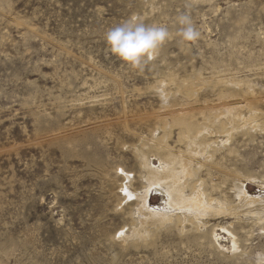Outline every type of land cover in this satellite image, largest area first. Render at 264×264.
I'll return each instance as SVG.
<instances>
[{
  "label": "rangeland",
  "instance_id": "rangeland-1",
  "mask_svg": "<svg viewBox=\"0 0 264 264\" xmlns=\"http://www.w3.org/2000/svg\"><path fill=\"white\" fill-rule=\"evenodd\" d=\"M134 15L173 37L142 69L104 40ZM219 90L264 123V0H0V264H264V126L238 128L200 169L215 197L235 205L244 182L261 203L201 230L131 233L137 202L121 187L146 185L135 149L169 133L174 145V119L214 127Z\"/></svg>",
  "mask_w": 264,
  "mask_h": 264
},
{
  "label": "bare ground",
  "instance_id": "bare-ground-1",
  "mask_svg": "<svg viewBox=\"0 0 264 264\" xmlns=\"http://www.w3.org/2000/svg\"><path fill=\"white\" fill-rule=\"evenodd\" d=\"M184 85L189 84L184 82ZM237 91L217 92L220 102L215 112L214 127L207 129L201 125H193L186 119H174L173 125H177L179 129L174 145L168 142L169 133L160 138L154 135L149 144L142 141L135 149L139 172L146 185L140 191H132L129 182L131 179H128L129 183L121 187L125 196L134 198L137 202L135 212L137 224L133 225L131 232L134 237L146 238L150 235L147 228L160 225H167L169 228L180 225V230L184 231L187 226L185 224H188L191 229L201 230L208 223L210 216L233 215L239 206L261 203L262 199L252 196L246 190L244 182H241V185L234 184V197L238 200L235 205L229 202L226 192L221 197H215L212 186L201 176L203 171L201 173L200 169L206 165L205 161L214 157L220 144L222 146L230 141L234 131L238 128L241 130L264 126V123H258L259 113L256 114L255 111L252 112L253 110L248 117H244L237 99L240 94ZM219 133H226L223 136L225 138L221 140ZM150 156L157 159V166L152 165ZM209 174L206 172L207 176ZM151 192L161 196L158 208L149 207ZM260 207L262 209L264 205ZM210 235L216 242L218 235L214 228ZM232 238L235 239V236L232 235Z\"/></svg>",
  "mask_w": 264,
  "mask_h": 264
},
{
  "label": "clouds",
  "instance_id": "clouds-1",
  "mask_svg": "<svg viewBox=\"0 0 264 264\" xmlns=\"http://www.w3.org/2000/svg\"><path fill=\"white\" fill-rule=\"evenodd\" d=\"M177 23L181 25L178 34L183 42L198 41L200 32L189 14H180ZM172 38L166 26L145 24L135 15L108 29L104 35L110 54L132 69H142L156 60L161 47Z\"/></svg>",
  "mask_w": 264,
  "mask_h": 264
}]
</instances>
